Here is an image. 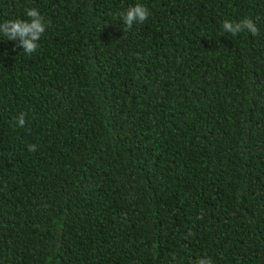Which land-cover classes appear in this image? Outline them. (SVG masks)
Returning a JSON list of instances; mask_svg holds the SVG:
<instances>
[{
    "label": "trees",
    "instance_id": "trees-1",
    "mask_svg": "<svg viewBox=\"0 0 264 264\" xmlns=\"http://www.w3.org/2000/svg\"><path fill=\"white\" fill-rule=\"evenodd\" d=\"M29 8L35 53L0 34V264H264V0H0V23Z\"/></svg>",
    "mask_w": 264,
    "mask_h": 264
},
{
    "label": "clouds",
    "instance_id": "clouds-1",
    "mask_svg": "<svg viewBox=\"0 0 264 264\" xmlns=\"http://www.w3.org/2000/svg\"><path fill=\"white\" fill-rule=\"evenodd\" d=\"M27 20L25 19H12L5 20L0 23V34L5 36L7 40L19 41L22 46L24 54L30 55L37 51L40 47L39 41L46 32L45 18L40 14L38 9H26ZM149 16L148 9L141 4H136L127 9L126 12L121 13V18L127 29H131L135 23H143ZM242 32H248L252 35L258 33V28L253 20L244 18L238 22L225 20L222 24V33H229L236 36ZM16 125L19 128H24L26 125V114L21 113L16 119ZM29 152H35L37 146L30 144L27 146ZM175 259V256H173ZM196 264H212L208 258L199 259Z\"/></svg>",
    "mask_w": 264,
    "mask_h": 264
}]
</instances>
